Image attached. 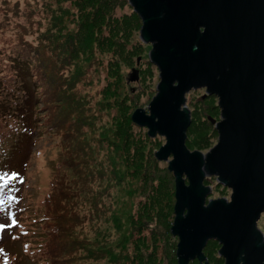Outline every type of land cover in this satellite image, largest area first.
I'll return each instance as SVG.
<instances>
[{
	"label": "rangeland",
	"instance_id": "374dc122",
	"mask_svg": "<svg viewBox=\"0 0 264 264\" xmlns=\"http://www.w3.org/2000/svg\"><path fill=\"white\" fill-rule=\"evenodd\" d=\"M141 24L129 0H0L1 109L13 112L0 117V264H51L43 217L59 164L69 193L57 201L69 225L59 264H178L175 177L155 155L166 138L129 120L137 108L148 111L161 81ZM23 43L43 71L38 80L16 54ZM186 104L187 147L206 153L218 142L208 117L221 119L219 98L192 88ZM63 118L77 145L69 172L64 135L50 127ZM204 184L208 199L231 201L232 188L216 176ZM258 226L264 234V212ZM221 247L208 241L210 264H225Z\"/></svg>",
	"mask_w": 264,
	"mask_h": 264
},
{
	"label": "water",
	"instance_id": "95a60500",
	"mask_svg": "<svg viewBox=\"0 0 264 264\" xmlns=\"http://www.w3.org/2000/svg\"><path fill=\"white\" fill-rule=\"evenodd\" d=\"M161 81L148 111L129 120L164 135L155 152L175 177L178 264H210L204 249L222 245L225 264H264V0H129ZM138 71L132 74L138 80ZM204 87L219 98V133L208 152L186 144L192 123L186 93ZM172 156V159L170 157ZM207 176L232 188L231 201L208 199ZM208 199V201H207Z\"/></svg>",
	"mask_w": 264,
	"mask_h": 264
},
{
	"label": "trees",
	"instance_id": "16d2710c",
	"mask_svg": "<svg viewBox=\"0 0 264 264\" xmlns=\"http://www.w3.org/2000/svg\"><path fill=\"white\" fill-rule=\"evenodd\" d=\"M135 13L138 14L137 12H135ZM70 47L74 48L73 45ZM19 49H20L19 52H16V54L21 59L31 62V64L33 66V68L31 69L32 70L31 71L32 76L34 79L37 78V80H38L39 73H43V71L41 69L37 70V67L34 64L35 58H34L33 54H31L30 51L28 50L29 47H27V45L23 43L22 46H19ZM70 53H72V52H70ZM2 80H3V78H2V76H0V83L2 82ZM36 87H37V91H38L39 87L37 85H36ZM10 88L11 87L7 86L6 89L9 90ZM24 92L27 93L25 90H24ZM8 93L10 96L14 95V93H12V94L10 92H8ZM53 101H55V96L51 95L49 98V103L51 104ZM2 103H3V100L0 98V117L3 115H5V116L6 115H12L13 112L12 113L11 112L10 113H4L2 111V109H1ZM17 105H18L17 106L18 109L24 107L25 99L18 102ZM15 113L20 114L18 110H15ZM21 115H23L22 112H21ZM58 121L59 122L57 124L56 123L50 124V127L52 130H54L55 128H58L60 130L59 134L64 135V136H62L63 137L62 144L64 146V149H66V151H67L66 156H65L67 159L65 160V163L68 166V172H69V170L71 168L76 169V166H77V164L75 163L76 157H74L77 153V151H75V145L76 144H74V139H73L74 137L71 135V129H70V126H69L67 119L63 118V119H60ZM191 129H192V124L190 125L188 130H191ZM69 137L70 138L72 137V139H73V144L70 143V146H69V143L67 142V138H69ZM75 143H76V141H75ZM76 148H77V145H76ZM57 169L58 170L52 179L51 187H50L49 193H48L46 200H45L46 210H45L44 217H43V223L44 222L49 223V227H47L46 234H45L46 235L45 247L47 250V257H48L51 264H59V262L61 261L59 258V255H60L62 249L64 248V243L62 240H63L64 232L69 229V225L67 223H65L62 219V216H63L62 213L60 214L57 211L58 210L57 201H58L59 197L61 196V197L69 198L68 190H67V188L64 187V185H66V182L63 181L64 175H62L63 168H62L61 164H59ZM66 175H67V173H66ZM80 189L82 191L81 187H80ZM58 206H59V204H58ZM48 239H49V242H47Z\"/></svg>",
	"mask_w": 264,
	"mask_h": 264
},
{
	"label": "flooded vegetation",
	"instance_id": "af4514ba",
	"mask_svg": "<svg viewBox=\"0 0 264 264\" xmlns=\"http://www.w3.org/2000/svg\"><path fill=\"white\" fill-rule=\"evenodd\" d=\"M261 215H262V214H261ZM259 220H260V219H259ZM259 220H258V221H259ZM257 226H258V222H257ZM258 228H259V226H258ZM259 229H260V228H259ZM262 234H263V232H262ZM263 236H264V234H263Z\"/></svg>",
	"mask_w": 264,
	"mask_h": 264
},
{
	"label": "snow or ice",
	"instance_id": "6c2138e0",
	"mask_svg": "<svg viewBox=\"0 0 264 264\" xmlns=\"http://www.w3.org/2000/svg\"><path fill=\"white\" fill-rule=\"evenodd\" d=\"M4 226L3 225H0V228H3Z\"/></svg>",
	"mask_w": 264,
	"mask_h": 264
}]
</instances>
